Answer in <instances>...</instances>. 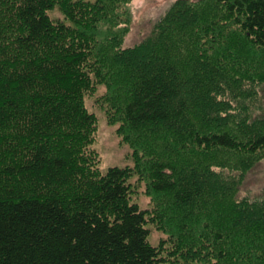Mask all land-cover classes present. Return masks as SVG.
Listing matches in <instances>:
<instances>
[{"label": "trees", "instance_id": "16d2710c", "mask_svg": "<svg viewBox=\"0 0 264 264\" xmlns=\"http://www.w3.org/2000/svg\"><path fill=\"white\" fill-rule=\"evenodd\" d=\"M130 1L0 0V264H264V197L223 173L264 157V0H175L123 48ZM98 85L132 168H98Z\"/></svg>", "mask_w": 264, "mask_h": 264}, {"label": "rangeland", "instance_id": "374dc122", "mask_svg": "<svg viewBox=\"0 0 264 264\" xmlns=\"http://www.w3.org/2000/svg\"><path fill=\"white\" fill-rule=\"evenodd\" d=\"M174 1L131 0L129 3L131 22L121 46L123 48L132 46L144 38L150 32L153 23L165 13ZM49 14L53 18L63 19V15L57 8L50 10ZM104 91L105 87L98 85L94 91L84 94V105L88 112L95 115L96 119L91 148L98 154V168L103 173L113 166L130 168L134 166L130 147L122 142L121 136L117 133L118 124H110L107 120L106 106L101 100ZM256 101L254 113H264V87L259 90ZM215 169L219 170L218 168ZM223 173L226 176H233L231 178H241V173L243 174L240 183L237 184L235 193L237 199L264 197V157L243 172L225 167ZM129 183H131L132 188V202L143 210L149 209L151 198L145 193L144 183L139 181L136 175L129 179ZM147 228L149 230L148 241L154 246H159L165 238L164 233L156 229L151 223L147 224Z\"/></svg>", "mask_w": 264, "mask_h": 264}, {"label": "bare ground", "instance_id": "6f19581e", "mask_svg": "<svg viewBox=\"0 0 264 264\" xmlns=\"http://www.w3.org/2000/svg\"><path fill=\"white\" fill-rule=\"evenodd\" d=\"M60 12V11H59Z\"/></svg>", "mask_w": 264, "mask_h": 264}]
</instances>
